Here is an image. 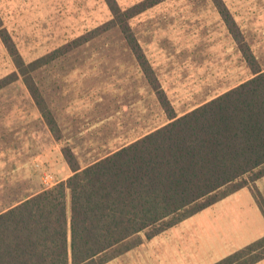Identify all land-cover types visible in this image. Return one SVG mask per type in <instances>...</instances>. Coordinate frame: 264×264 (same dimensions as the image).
<instances>
[{
    "label": "rangeland",
    "instance_id": "obj_1",
    "mask_svg": "<svg viewBox=\"0 0 264 264\" xmlns=\"http://www.w3.org/2000/svg\"><path fill=\"white\" fill-rule=\"evenodd\" d=\"M140 1L116 0L121 9ZM223 1L235 16L241 41L256 64L264 67V0ZM217 13L210 0H165L129 22L130 31L159 80L160 71L164 72L166 96L177 114L193 109L247 75L248 65L235 52L233 38ZM110 18L105 0H0L2 25L26 63L70 43ZM123 36L120 29L114 28L88 43L71 44L66 53L35 71L34 81L47 102L63 101L60 94L68 92L67 86L69 91L81 90L80 86H150ZM13 71L14 63L0 38V79ZM211 79L219 81L218 87L207 92V88L215 87L206 86ZM83 90L91 107L87 106L85 119L78 125L83 128V137L76 136L73 116H60L65 125L62 136H72V149L83 153L78 156V160H84L78 161L81 165L90 164L129 141L127 136L132 130L142 134L162 124L158 111L152 113L153 123L144 121L151 117L143 114L145 110L149 113V108L138 100L142 117H137L140 120L136 128L127 114L111 116L115 119L111 126L107 125L104 121L110 111L92 112L91 99L99 91ZM119 93L114 106L120 111L123 105L129 107L132 99L125 97L124 91ZM23 116H31L32 121H24ZM34 116L38 114L21 78L0 90V210L21 194L51 187L63 176L56 174L53 165L61 162L60 156L56 161L49 155L39 160L31 156L52 143L39 123L33 121ZM25 123L27 130L20 134L18 128ZM20 152L26 156L27 165L19 178L12 160ZM45 160L52 161L51 166ZM256 184L264 200V178ZM255 199L253 192L245 188L153 239L146 240L141 233L135 248L108 264H213L255 241L264 231V216Z\"/></svg>",
    "mask_w": 264,
    "mask_h": 264
},
{
    "label": "trees",
    "instance_id": "obj_2",
    "mask_svg": "<svg viewBox=\"0 0 264 264\" xmlns=\"http://www.w3.org/2000/svg\"><path fill=\"white\" fill-rule=\"evenodd\" d=\"M164 1L142 0L121 9L116 0H105L108 21L29 63L0 19V38L15 66L0 79V90L21 78L56 140L60 131L34 72L66 53L71 44L88 43L114 28L124 34L169 120L83 168L72 148L63 147L71 171L67 179L2 206L0 264H108L135 248L139 234L153 239L245 188L253 192L264 216L256 184L264 178V67L241 41L235 16L224 1L210 0L248 72L233 87L177 117L129 25ZM262 260L264 236L213 264Z\"/></svg>",
    "mask_w": 264,
    "mask_h": 264
},
{
    "label": "crops",
    "instance_id": "obj_3",
    "mask_svg": "<svg viewBox=\"0 0 264 264\" xmlns=\"http://www.w3.org/2000/svg\"><path fill=\"white\" fill-rule=\"evenodd\" d=\"M157 80L160 84L161 90H163L165 93H167L166 89H165L166 86H164V72L160 71V80H159V78H157ZM218 82L219 81L214 80V79L209 80L206 86H213V84H214L215 87H209L205 91L211 92L214 89H217ZM67 87H68V92L66 94H62V93H61L62 95L60 94V98L64 97L63 101L55 104L54 103L55 101H53V100L51 101V99H50L49 102L51 103V105L49 106V102H47V100L45 99L46 105L48 108L50 107L49 110H50V112L53 116V119L55 120L56 125L58 126V129L60 131V140H56L54 138L52 132L50 131V129L48 128L44 118L42 117L38 106L32 100V102L34 103L35 110L38 114V116L33 117V121H36L39 123L38 127H40V129H42L44 131L43 132L44 135H47L48 137H50L52 143H49L48 146H46L42 149H37L36 152H33L31 156H32V158L39 160L40 158L45 159L49 155L50 159H52V157H54L55 161L60 156L61 162L58 161V163H56V165H55V163L53 164L55 166L54 171L56 172V174H60V173L63 174V176L59 180H65L71 175V171H70L66 161L63 158L62 148L65 146H69L70 148H72L71 144H69V142L73 138L72 136H68V135L62 136V129L63 128L65 129V125L63 123L62 118H60V116L61 117L63 115H68V117L73 116L75 118V123L77 124L76 127L74 128L76 136L78 139L83 137V135H84L83 128L82 127L78 128V125L82 124V120L85 119L84 114H86L88 112V107L91 109V107L88 106L90 104H89V101H87L88 96L86 97L87 92L83 90L84 88H91V89L96 90L97 92L99 91L98 96H96L95 99H91V104H93L92 112L95 114H98L101 111H110V115H108L109 117H107V119L104 121V122H106L107 125L111 126L113 123L112 119H115L114 117H111V116H114L116 114L119 116L127 114L130 116L131 122H132V124H135L134 127L136 128L138 125L137 123H139V120H140L137 117L138 116L142 117V115H140L142 112L138 111V104H139L140 100L144 101L147 108H149V113H147L145 110V112L143 114H146V115L149 114L151 116L150 118L147 117L146 120H144V121H147V122L150 121L153 123V120H155L154 117L152 116L153 111H158L160 114V116L158 117V120H159V122H162V124H160L157 127H161L169 121L167 119V117L163 114L162 107L160 106V104L156 100V96H155L153 86H80V87H82L81 90L77 89L78 86H76L77 91H75V90L69 91V89H71V88H69V86H67ZM231 87H233V86H231ZM119 91H124V93H125L124 96L127 97V95H128L132 99V101L129 103V107L123 105L122 106L123 108H121L120 111L116 106H114L115 101L117 100L119 95H121L119 93ZM65 95H66V98H65ZM216 96L217 95H215L214 97H216ZM214 97L210 98L209 100L213 99ZM209 100H207V101H209ZM207 101H204V102L200 103L199 105H201ZM53 103H54V105H53ZM199 105H197V106H199ZM53 106H54V108L52 109L51 107H53ZM58 107H62V108H58ZM124 108H125V110H123ZM187 112L188 111H185L181 114H177V112L175 111L177 117L181 116ZM133 116H135V119L132 118ZM22 119L26 122H28L30 120L32 121L31 116H23ZM19 123H21V121ZM157 127H151L150 129H148L146 132H144L142 134L138 131L132 130L131 131L132 133L129 136L126 135L129 139V141H127V142L135 141L138 138L142 137L143 135L152 132ZM18 130H19L20 134L25 133L27 130L26 123L22 127L19 126ZM36 131H39V130H36ZM38 139H39V136L36 138V140H38ZM62 140H64V141H62ZM41 142H43V140ZM38 143H40V141H38ZM51 146H52V148L47 149V147H51ZM72 151H73L74 155L77 156L76 157L77 161H80L81 163L84 162V160H82V159L78 160V156L83 154L81 152V150L72 149ZM111 152H114V150H109L106 153V155L110 154ZM96 160H99V159H96ZM12 161H14V163L17 166L16 171H18V174H19V175H17V177L19 176V178H20V176L22 175L20 173L26 171L27 158H26V156L21 155V152H20L18 157L13 158ZM45 162H47V164L50 166L52 164V161H49V160H45ZM81 163L79 165L82 168L88 165V164H85V165L82 164L81 165ZM18 180H21V179H18ZM56 182H55V184H56ZM27 196L29 197L30 194L29 195L21 194L18 198H16L13 201H10V202H22L25 200V198ZM262 236H264L263 230L257 239L261 238ZM257 264H264V260H262L261 262H259Z\"/></svg>",
    "mask_w": 264,
    "mask_h": 264
}]
</instances>
